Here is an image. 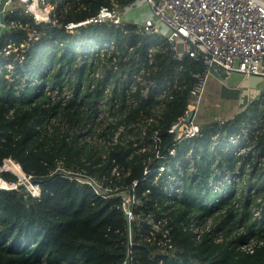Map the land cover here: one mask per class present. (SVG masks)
Returning <instances> with one entry per match:
<instances>
[{"label":"trees","instance_id":"1","mask_svg":"<svg viewBox=\"0 0 264 264\" xmlns=\"http://www.w3.org/2000/svg\"><path fill=\"white\" fill-rule=\"evenodd\" d=\"M66 1L59 24L84 21L102 6L123 14L136 0ZM5 23L0 166L18 162L41 195L0 188V264H264V245L238 249L264 237L252 213L264 210V93L178 141L171 128L205 70L201 58H179L161 31L135 22L68 30L16 6ZM144 81L166 85L167 95H144ZM246 128L254 151L245 159L222 149L225 137ZM232 175L238 180L229 182ZM239 226L244 233L234 235Z\"/></svg>","mask_w":264,"mask_h":264},{"label":"built area","instance_id":"2","mask_svg":"<svg viewBox=\"0 0 264 264\" xmlns=\"http://www.w3.org/2000/svg\"><path fill=\"white\" fill-rule=\"evenodd\" d=\"M2 2L3 0H0V18L1 13L6 15L7 12L14 10L16 3H19L37 23L63 25L68 30H75L80 26L92 23L110 21L121 26L128 22L124 20L123 14L117 6L112 8L102 6L95 16L84 21L59 24L57 19L59 4L63 5V10L69 8V3L65 0H7L4 10L1 9ZM145 2L149 5L155 18L168 27L169 31L165 37L172 44V49L175 50L177 56L182 58L188 54L196 59L201 58L205 64V70L195 74L198 82L192 92V98L185 114L171 128L172 133H175L174 131L178 128V133H175L178 141L189 140L200 132L201 122L196 120L198 113L195 111V102H199L203 95L205 79L207 74L211 73L212 68H215L221 76L224 75L226 78L234 73L240 74L242 79L252 76L264 78V0H145ZM140 26L149 32H160L155 21L151 18L146 19ZM144 82V95H149L151 92L159 98H164L167 95L166 85L152 81ZM129 90L136 91L137 85L129 84ZM111 92V87L107 86L104 98L99 101V106L106 105ZM132 103L136 104V99H133ZM104 105L101 107H105ZM190 111L194 112V116L189 122H186ZM219 120L222 123L224 121V119ZM250 136L248 128L241 130L236 135H229L225 137L222 149L231 150L233 154L242 155L245 159V154L254 151V146L248 144ZM215 137L214 142L218 144L219 137ZM114 140L116 141V139ZM155 141L157 142V139ZM170 151L171 154H175L174 149ZM156 155H159L158 151ZM258 165L264 169V154L260 156ZM16 169L18 171H15ZM161 171H164L163 166L158 168L157 173ZM4 172L16 176V181L7 182L0 176L5 183H8H6L7 187L0 186V188L25 189L31 196L40 197V185L34 182L32 175L24 172L18 162L10 158L5 159L3 165L0 166V174ZM88 180L86 179V181ZM237 180L238 177L234 175L228 179L229 182ZM256 186L259 185H253V187ZM262 188H264V183ZM130 201L131 198L127 203ZM127 212L131 215L129 210ZM252 213L254 219L264 223V210L260 206H254ZM237 230V232L233 231L234 235L244 233L242 226H239ZM221 239L222 235L217 240ZM263 245L264 237L253 236L241 243L238 249L253 253L256 248Z\"/></svg>","mask_w":264,"mask_h":264},{"label":"rangeland","instance_id":"3","mask_svg":"<svg viewBox=\"0 0 264 264\" xmlns=\"http://www.w3.org/2000/svg\"><path fill=\"white\" fill-rule=\"evenodd\" d=\"M124 11H128L127 13H123V17H126L124 19L125 21L135 22L139 25H142L146 21V19L151 18L155 21L156 25L163 35L168 34V27L155 18L152 10L145 2V0H136L131 6L124 9ZM210 75L211 73L207 74L206 84ZM212 77L214 78V76ZM212 84L214 86L212 85L213 89L211 91V94L209 96L202 95L199 99V102H195V111L196 113H200V117L203 118V120L201 119V123H206L209 120H223L226 118L227 114L221 113L224 111H221L220 113L216 112V107L218 109H221L227 108L228 106L237 105L239 106V111H242L248 105L247 104L246 106H244L242 105V102H247L248 100L253 98V96L256 97L255 99H260L261 93L264 92V78H261L259 76H252L248 79H242L241 76L236 78H226L224 75H222L221 79L216 78V80H213ZM54 95L56 98H59L57 94ZM208 109L213 111V114L207 113L206 110ZM229 115H233L232 110H230ZM92 180L93 179H89L87 182L94 183V181ZM238 188H242V185H239ZM129 200L130 197L127 196L126 202H129ZM209 220L212 221V218H210ZM257 226H260V223H258Z\"/></svg>","mask_w":264,"mask_h":264},{"label":"crops","instance_id":"4","mask_svg":"<svg viewBox=\"0 0 264 264\" xmlns=\"http://www.w3.org/2000/svg\"><path fill=\"white\" fill-rule=\"evenodd\" d=\"M15 6H20V4L19 3H16V5ZM124 13H126V12H124ZM126 18V17H125ZM149 19V18H148ZM212 76H214V78L212 77ZM241 75L240 74H237V73H234L232 76H230L231 78L233 77V78H236V77H240ZM222 77V76H221ZM216 76L215 75H213L212 73H211V75H210V77L208 78V80H207V84H206V79H205V87H204V93H203V95H205V96H209L210 94H211V91H212V89H213V84H212V82H213V80H216ZM261 78H263V77H261ZM218 79V78H217ZM213 85V86H212ZM264 92H262L261 94H263ZM256 97L255 96H253V98H251L250 100H248L247 102H242L243 104L242 105H244V106H246L249 102H251L253 99H255ZM215 101V100H214ZM209 110V109H208ZM206 110L207 111V113H209V114H213V111H211V110ZM230 110H232L233 111V115L234 114H236V113H238V112H240L239 111V106H237V105H233V106H228L227 108H221V109H218L217 107H216V112H221V111H224V112H221V113H224V114H227V116H226V118L225 119H228V118H231L233 115H229V112H230ZM205 116H207V115H205ZM205 116H204V118H205ZM201 119L203 120V118L202 117H200V113H198L197 115H196V120H198V121H200V122H202L201 121ZM210 121H213V120H209L208 122H210ZM4 181V180H3ZM5 182V181H4Z\"/></svg>","mask_w":264,"mask_h":264},{"label":"water","instance_id":"5","mask_svg":"<svg viewBox=\"0 0 264 264\" xmlns=\"http://www.w3.org/2000/svg\"><path fill=\"white\" fill-rule=\"evenodd\" d=\"M7 0H3L2 2V6H1V9L4 10V6L6 4ZM0 39L4 33V30H5V27H6V23H5V14L4 13H1V18H0ZM210 72L215 75L217 78L221 79V75L220 73L215 69V68H212L210 70ZM194 116V112L193 111H190V113L188 114V116L186 117V122H189ZM176 134L178 133V128L174 131ZM126 216L127 218H130V214L127 212L126 213Z\"/></svg>","mask_w":264,"mask_h":264},{"label":"bare ground","instance_id":"6","mask_svg":"<svg viewBox=\"0 0 264 264\" xmlns=\"http://www.w3.org/2000/svg\"><path fill=\"white\" fill-rule=\"evenodd\" d=\"M15 171H18L17 169ZM0 186L7 187V184L0 178Z\"/></svg>","mask_w":264,"mask_h":264}]
</instances>
